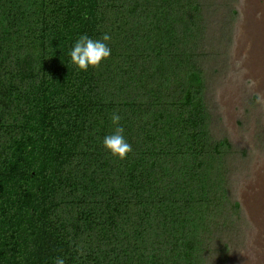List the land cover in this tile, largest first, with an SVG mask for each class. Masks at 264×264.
I'll return each instance as SVG.
<instances>
[{
  "label": "trees",
  "instance_id": "obj_1",
  "mask_svg": "<svg viewBox=\"0 0 264 264\" xmlns=\"http://www.w3.org/2000/svg\"><path fill=\"white\" fill-rule=\"evenodd\" d=\"M238 0H0V264H228L239 158L217 83ZM107 32L110 57L67 52ZM117 112L131 152L101 146Z\"/></svg>",
  "mask_w": 264,
  "mask_h": 264
},
{
  "label": "rangeland",
  "instance_id": "obj_2",
  "mask_svg": "<svg viewBox=\"0 0 264 264\" xmlns=\"http://www.w3.org/2000/svg\"><path fill=\"white\" fill-rule=\"evenodd\" d=\"M237 8L229 74L215 91L227 135L247 153L234 177L242 237L228 264H264V0H238Z\"/></svg>",
  "mask_w": 264,
  "mask_h": 264
},
{
  "label": "clouds",
  "instance_id": "obj_3",
  "mask_svg": "<svg viewBox=\"0 0 264 264\" xmlns=\"http://www.w3.org/2000/svg\"><path fill=\"white\" fill-rule=\"evenodd\" d=\"M110 35L105 32L100 38L93 39L87 34H80L72 43L66 53L71 64L81 71H88L89 68L99 67L100 64L110 57L111 49L108 42ZM252 82L250 81L249 84ZM258 94L256 102H261ZM112 132L102 138L101 146L110 155L119 159H124L131 152V145L125 139V128L121 123V116L117 112H112L110 117ZM52 264H66L65 258L56 256Z\"/></svg>",
  "mask_w": 264,
  "mask_h": 264
}]
</instances>
